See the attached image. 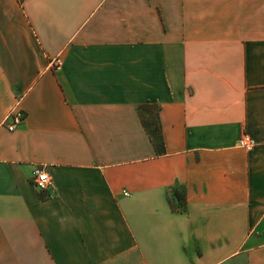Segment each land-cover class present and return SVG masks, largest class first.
I'll return each mask as SVG.
<instances>
[{
    "label": "crops",
    "instance_id": "crops-1",
    "mask_svg": "<svg viewBox=\"0 0 264 264\" xmlns=\"http://www.w3.org/2000/svg\"><path fill=\"white\" fill-rule=\"evenodd\" d=\"M17 99L0 264H264V0H0Z\"/></svg>",
    "mask_w": 264,
    "mask_h": 264
},
{
    "label": "built area",
    "instance_id": "built-area-1",
    "mask_svg": "<svg viewBox=\"0 0 264 264\" xmlns=\"http://www.w3.org/2000/svg\"><path fill=\"white\" fill-rule=\"evenodd\" d=\"M61 62V56L59 54L51 59L48 63L49 66L54 70H58L61 66ZM19 103L20 99H17L0 123L1 126L4 127L8 132L14 131L24 120V114L19 106ZM238 144L246 150H250L253 146V142L245 137L241 138ZM31 184L39 191H44L47 187H49L50 179L44 166L37 167L34 170Z\"/></svg>",
    "mask_w": 264,
    "mask_h": 264
},
{
    "label": "trees",
    "instance_id": "trees-1",
    "mask_svg": "<svg viewBox=\"0 0 264 264\" xmlns=\"http://www.w3.org/2000/svg\"><path fill=\"white\" fill-rule=\"evenodd\" d=\"M151 125H152V130L149 133V137L151 138L155 149L160 152L161 151V137L158 133L154 117L151 121Z\"/></svg>",
    "mask_w": 264,
    "mask_h": 264
},
{
    "label": "rangeland",
    "instance_id": "rangeland-1",
    "mask_svg": "<svg viewBox=\"0 0 264 264\" xmlns=\"http://www.w3.org/2000/svg\"><path fill=\"white\" fill-rule=\"evenodd\" d=\"M144 120H145V122H146V121L148 122V120H147L146 118H145ZM149 129H151V130H152V128H151V127H150Z\"/></svg>",
    "mask_w": 264,
    "mask_h": 264
}]
</instances>
